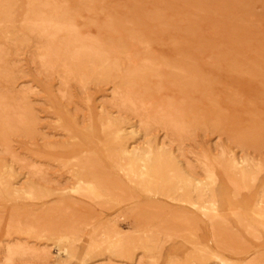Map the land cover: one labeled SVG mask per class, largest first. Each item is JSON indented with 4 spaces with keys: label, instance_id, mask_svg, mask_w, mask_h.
<instances>
[{
    "label": "rangeland",
    "instance_id": "1",
    "mask_svg": "<svg viewBox=\"0 0 264 264\" xmlns=\"http://www.w3.org/2000/svg\"><path fill=\"white\" fill-rule=\"evenodd\" d=\"M50 2L0 0V264H264V0Z\"/></svg>",
    "mask_w": 264,
    "mask_h": 264
},
{
    "label": "bare ground",
    "instance_id": "2",
    "mask_svg": "<svg viewBox=\"0 0 264 264\" xmlns=\"http://www.w3.org/2000/svg\"><path fill=\"white\" fill-rule=\"evenodd\" d=\"M52 3L50 2V5L56 3V0H51ZM77 1V0H76ZM120 1V0H119ZM69 2V1H68ZM203 2V1H202ZM227 2V1H226ZM58 3V1H57ZM220 3V2H219ZM8 4V3H7ZM9 5V4H8ZM97 7V6H96ZM95 7V8H96ZM4 8V7H3ZM51 8V7H50ZM52 8H54L52 6ZM75 8V7H74ZM146 8V7H145ZM53 10V9H52ZM51 10V11H52ZM94 10V9H93ZM99 10V9H98ZM55 10H53L54 13ZM83 11V10H82ZM87 12V10H85ZM97 11V10H96ZM90 12V11H89ZM94 12V11H93ZM79 13V12H78ZM85 13V12H84ZM169 13V12H168ZM48 14V13H47ZM59 14H63L67 19L71 18L69 14H67V12L65 10L60 11ZM88 14V13H87ZM86 14V15H87ZM92 14V13H91ZM95 14V13H94ZM106 15V14H104ZM174 15V14H173ZM44 16V15H43ZM95 16V15H94ZM102 16V15H101ZM110 16V15H109ZM87 17V16H86ZM98 18H100L99 16H97ZM88 18V17H87ZM109 20L112 19L110 17H108ZM77 14H75L74 17V21L73 24L71 23H60V22H56L53 19L49 18V17H41V19L38 20V25L40 28H42V30L46 33V35L53 41V40H57L58 36L64 32H66L67 37H66V42L67 44L73 46L74 49H85V50H94V49H105V43L103 41L102 37V33L101 37L97 36L96 34L95 36L91 37L90 34L92 33L91 30L85 29L83 27H81L80 25H78V20H77ZM89 19V18H88ZM85 21V20H84ZM108 21V20H107ZM124 24V23H123ZM116 27V26H115ZM119 29V28H118ZM98 30V29H97ZM96 30V31H97ZM102 31V30H101ZM122 31V30H121ZM105 32V31H104ZM103 32V33H104ZM108 32V30H107ZM111 31H109L110 33ZM122 33V32H121ZM106 35V34H105ZM105 35L103 37H105ZM107 36V35H106ZM120 36V35H119ZM111 37V36H110ZM188 39V38H187ZM159 41H161L159 39ZM241 45V44H240ZM135 46V45H134ZM138 46V45H136ZM176 47V46H175ZM148 48V47H147ZM150 48V47H149ZM157 48V47H156ZM164 48V47H163ZM188 48V47H187ZM192 49V48H191ZM235 49H237L235 47ZM114 50V49H112ZM116 50V49H115ZM135 50V49H134ZM157 50V49H156ZM165 51V49H163ZM263 50V49H262ZM192 51V50H191ZM131 52V51H130ZM130 52H128L130 55ZM117 53V52H116ZM133 53V52H131ZM112 55V53H110ZM118 54V53H117ZM116 54V55H117ZM132 58V57H131ZM142 58V57H141ZM132 61V60H131ZM134 61H132L133 63ZM137 62V61H136ZM128 102V101H127ZM125 104V102H124ZM130 104V103H129ZM132 106V104H131ZM134 106V105H133ZM134 108V107H133ZM131 110V109H130ZM243 110V109H242ZM123 153H125L124 151H122ZM146 156L141 155L140 157L138 155H135V153H132L130 155V165H129V170L128 172L131 173L133 176L136 177V179L139 180V182L141 183H148L152 180L151 178V174L146 162ZM3 179V178H2ZM77 182V181H76ZM89 187L92 188L91 185H89ZM214 213V215H217L218 212L216 211L215 208L211 209ZM255 214L258 215V212L255 211ZM214 217V216H213ZM64 250V249H63ZM82 262V261H81ZM226 264V263H225Z\"/></svg>",
    "mask_w": 264,
    "mask_h": 264
}]
</instances>
